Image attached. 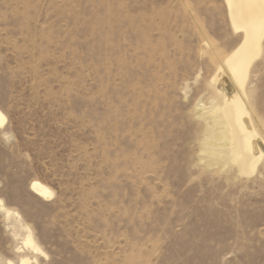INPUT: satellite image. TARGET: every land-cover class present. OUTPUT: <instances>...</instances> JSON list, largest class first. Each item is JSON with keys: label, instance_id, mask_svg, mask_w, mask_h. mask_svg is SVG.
I'll use <instances>...</instances> for the list:
<instances>
[{"label": "rangeland", "instance_id": "1", "mask_svg": "<svg viewBox=\"0 0 264 264\" xmlns=\"http://www.w3.org/2000/svg\"><path fill=\"white\" fill-rule=\"evenodd\" d=\"M240 39L224 0H0V198L30 264H264V158L241 176L206 153ZM247 94L264 137V40ZM16 244L0 213V264Z\"/></svg>", "mask_w": 264, "mask_h": 264}, {"label": "bare ground", "instance_id": "2", "mask_svg": "<svg viewBox=\"0 0 264 264\" xmlns=\"http://www.w3.org/2000/svg\"><path fill=\"white\" fill-rule=\"evenodd\" d=\"M224 5L229 24L234 33L241 34V39L230 52L214 55L219 57L218 63L214 61L217 66L210 84L214 93H217L218 101L210 107L201 106L204 112L200 113H207L206 125L209 133H212L206 153L213 160H229L239 175L251 176L264 158V137L257 129L247 94L249 72L253 62L261 55L264 40V0H224ZM206 47L209 48L208 42ZM0 113L4 117L0 122V130H4L7 116L1 109ZM29 188L45 201L54 195L48 185L36 179L31 180ZM0 213L9 222L12 236L21 240V245L14 246L15 252L19 254L18 262L9 259L5 264H30L31 260L24 250L30 251L34 260L37 255H46L29 225L23 221V216L8 207L1 198Z\"/></svg>", "mask_w": 264, "mask_h": 264}, {"label": "snow or ice", "instance_id": "3", "mask_svg": "<svg viewBox=\"0 0 264 264\" xmlns=\"http://www.w3.org/2000/svg\"><path fill=\"white\" fill-rule=\"evenodd\" d=\"M3 119H4V117H3V114H2V113H0V122H2V121H3Z\"/></svg>", "mask_w": 264, "mask_h": 264}]
</instances>
